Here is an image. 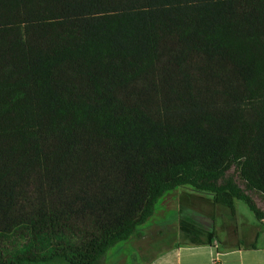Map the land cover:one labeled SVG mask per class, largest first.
Here are the masks:
<instances>
[{"label":"trees","instance_id":"1","mask_svg":"<svg viewBox=\"0 0 264 264\" xmlns=\"http://www.w3.org/2000/svg\"><path fill=\"white\" fill-rule=\"evenodd\" d=\"M185 185L264 219V0H0V264H102Z\"/></svg>","mask_w":264,"mask_h":264},{"label":"rangeland","instance_id":"2","mask_svg":"<svg viewBox=\"0 0 264 264\" xmlns=\"http://www.w3.org/2000/svg\"><path fill=\"white\" fill-rule=\"evenodd\" d=\"M229 174L240 185L244 186L235 167L229 171ZM251 194L258 206L264 211V197L255 192ZM235 208L236 213L234 214L228 206L216 203L212 193L200 191L188 185L179 186L166 192L157 202L153 215L137 228L132 237L113 246L109 250L112 253L109 254L114 256L116 258L114 260L117 262L122 259L123 255L127 256L129 261L131 253L135 250L145 253L153 247H164L178 239L187 241L180 228L182 219L193 222L207 230H214L221 237L227 232L235 233L233 230L236 227H238V233L247 237L252 235L258 219L255 213L245 201L240 199L235 200ZM262 221L264 222V219ZM213 222L216 224V230L207 228ZM140 236H142L141 239H136ZM122 248L123 250H121ZM119 251L120 253H118ZM149 253L152 254L153 252ZM48 264L65 263L56 260Z\"/></svg>","mask_w":264,"mask_h":264},{"label":"crops","instance_id":"3","mask_svg":"<svg viewBox=\"0 0 264 264\" xmlns=\"http://www.w3.org/2000/svg\"><path fill=\"white\" fill-rule=\"evenodd\" d=\"M207 228L216 230L215 222ZM233 231L235 233L227 232L223 237L215 231L212 243L196 244L178 239L164 247L149 249L152 254L148 250L145 253L135 250L129 261L123 255L117 262L108 251L102 264H264V222L257 219L253 233L248 237L238 233V227Z\"/></svg>","mask_w":264,"mask_h":264}]
</instances>
